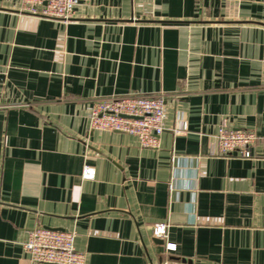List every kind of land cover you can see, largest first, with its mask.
Returning a JSON list of instances; mask_svg holds the SVG:
<instances>
[{
  "label": "crops",
  "instance_id": "obj_1",
  "mask_svg": "<svg viewBox=\"0 0 264 264\" xmlns=\"http://www.w3.org/2000/svg\"><path fill=\"white\" fill-rule=\"evenodd\" d=\"M21 7L0 0V264H38L40 226L85 264H264V0ZM130 94L167 95L158 149L91 130L95 98ZM221 127L253 131V157H213Z\"/></svg>",
  "mask_w": 264,
  "mask_h": 264
},
{
  "label": "built area",
  "instance_id": "obj_2",
  "mask_svg": "<svg viewBox=\"0 0 264 264\" xmlns=\"http://www.w3.org/2000/svg\"><path fill=\"white\" fill-rule=\"evenodd\" d=\"M84 0H21V12L38 18L69 22ZM167 95L130 94L95 98L89 106L92 131L117 132L136 137L145 149H158L165 132ZM259 140L250 130L221 127L211 150L213 157H253ZM96 170L85 166L83 179L94 180ZM154 235L167 238V226L155 225ZM76 233L37 227L23 243L29 259L38 264H85V255L76 249ZM172 251L175 246L168 245Z\"/></svg>",
  "mask_w": 264,
  "mask_h": 264
},
{
  "label": "water",
  "instance_id": "obj_3",
  "mask_svg": "<svg viewBox=\"0 0 264 264\" xmlns=\"http://www.w3.org/2000/svg\"><path fill=\"white\" fill-rule=\"evenodd\" d=\"M159 243V242H158ZM160 243H161V241H160Z\"/></svg>",
  "mask_w": 264,
  "mask_h": 264
}]
</instances>
